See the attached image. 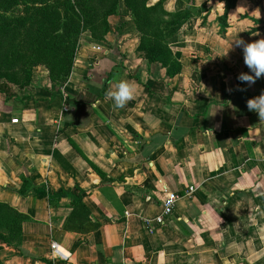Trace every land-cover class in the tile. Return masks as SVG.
Listing matches in <instances>:
<instances>
[{
    "label": "crops",
    "instance_id": "crops-1",
    "mask_svg": "<svg viewBox=\"0 0 264 264\" xmlns=\"http://www.w3.org/2000/svg\"><path fill=\"white\" fill-rule=\"evenodd\" d=\"M163 7L189 12L175 75L137 49L120 2L103 40L80 37L57 92L38 70L0 93V205L24 217L0 264H264V120L246 107L264 77L237 79L235 45L264 38V0H236L224 25L220 0ZM121 80L134 96L117 109L105 93ZM168 192L179 199L158 224Z\"/></svg>",
    "mask_w": 264,
    "mask_h": 264
},
{
    "label": "trees",
    "instance_id": "trees-1",
    "mask_svg": "<svg viewBox=\"0 0 264 264\" xmlns=\"http://www.w3.org/2000/svg\"><path fill=\"white\" fill-rule=\"evenodd\" d=\"M149 1L0 0V93L7 94L11 83H29L33 68L39 65L45 67L57 92L70 75L81 34L88 32L92 38L103 40L109 31L108 17L118 14L120 2L139 34L137 49L145 53L149 64L165 69L167 77L175 75L180 63L173 56L170 40L187 21L189 12H168L163 0ZM220 1L224 12L218 19L224 25L236 0ZM18 10L24 13L16 14ZM10 213L7 206L0 205V229H5L0 239L17 243L24 217Z\"/></svg>",
    "mask_w": 264,
    "mask_h": 264
},
{
    "label": "clouds",
    "instance_id": "clouds-1",
    "mask_svg": "<svg viewBox=\"0 0 264 264\" xmlns=\"http://www.w3.org/2000/svg\"><path fill=\"white\" fill-rule=\"evenodd\" d=\"M235 45L242 47L243 61L248 72H241L237 79L241 83L252 85L256 80L264 77V38L245 43L243 40H236ZM106 98L111 99L114 107L123 108L134 96L133 86L125 80L119 81L114 90L105 93ZM249 111L257 113L260 120H264V92L258 96L251 97L246 102Z\"/></svg>",
    "mask_w": 264,
    "mask_h": 264
},
{
    "label": "built area",
    "instance_id": "built-area-1",
    "mask_svg": "<svg viewBox=\"0 0 264 264\" xmlns=\"http://www.w3.org/2000/svg\"><path fill=\"white\" fill-rule=\"evenodd\" d=\"M192 191V188H189L190 192ZM179 199V196L175 192H168L166 195V198L162 202V212L159 216L155 218V221L158 224H162L164 222V219L172 214L175 204L177 200ZM51 250L54 252V254L57 257H63L64 255L58 251L59 247L56 244H51Z\"/></svg>",
    "mask_w": 264,
    "mask_h": 264
},
{
    "label": "rangeland",
    "instance_id": "rangeland-1",
    "mask_svg": "<svg viewBox=\"0 0 264 264\" xmlns=\"http://www.w3.org/2000/svg\"><path fill=\"white\" fill-rule=\"evenodd\" d=\"M16 14H22V13H24L22 10H21V12H20V10H18L17 12H15ZM88 33V32H87ZM81 36H83V33L81 34ZM80 36V37H81ZM80 39V38H79ZM77 46V45H76ZM157 66V65H156ZM41 67V68H40ZM38 70H41V71H43V72H47V70L45 69V67H43V66H41V65H39V66H36V67H34L33 68V70H32V74L33 73H36V71H38ZM31 79V78H30ZM30 83H31V81L29 82V83H27V84H25V85H23V86H21V85H19V84H14V83H11L10 84V87H12L13 89H19V87L20 88H23V87H27V86H29L30 85Z\"/></svg>",
    "mask_w": 264,
    "mask_h": 264
}]
</instances>
